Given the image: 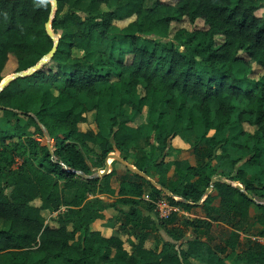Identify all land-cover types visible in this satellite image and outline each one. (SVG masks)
Masks as SVG:
<instances>
[{"label": "trees", "instance_id": "1", "mask_svg": "<svg viewBox=\"0 0 264 264\" xmlns=\"http://www.w3.org/2000/svg\"><path fill=\"white\" fill-rule=\"evenodd\" d=\"M56 1L0 0V84L35 66L59 40L53 58L0 91V221L6 225L0 228V264H194L192 258L223 264L221 249L202 240L210 222H189L195 234L185 237L166 225L172 215L156 223L140 207L146 192L153 199L149 208L164 196L188 207V201L203 198L219 169L264 197L263 182L256 175L248 178L246 169H235L242 158H231L227 147L218 158L227 162L204 168L176 162L186 182L170 187L165 180L172 165L165 157L183 121L185 130L201 128L202 137L210 129L223 132L222 139L213 136L207 147H196L199 158L212 160L223 142H231L233 150L251 155L246 164L263 165L264 0H156L149 7L146 0ZM124 21V26L117 24ZM115 27L128 47L112 42L101 48ZM239 64L246 67L242 74ZM126 103L135 115L149 105L152 127L145 138L120 110ZM90 112L108 114V135L99 116L97 131L79 129ZM115 148L150 177L158 175L157 182L179 199L135 173L138 180L120 181L116 202L91 198L113 193V172L102 179L91 175ZM202 168L207 175L191 181ZM215 187L225 210L247 208L251 202L230 182ZM117 204L129 205L119 211L122 231L130 225L136 238L131 252L120 231L104 237L91 229L104 209ZM157 225L174 241L163 239L159 249L147 247ZM237 239L233 232L231 251ZM246 264H264V243L250 246Z\"/></svg>", "mask_w": 264, "mask_h": 264}, {"label": "crops", "instance_id": "2", "mask_svg": "<svg viewBox=\"0 0 264 264\" xmlns=\"http://www.w3.org/2000/svg\"><path fill=\"white\" fill-rule=\"evenodd\" d=\"M131 114L132 116L130 124L136 127H141V134L143 138L148 136V133L151 132L150 130L152 127V123L149 119V105H144L141 113H137L135 115V113H133L132 111ZM86 118V121L79 123V129L83 132L91 130L95 131L98 125V123H96V117H92V119L94 120L91 119V121H89V116L87 114ZM104 122L108 124L105 120ZM99 126L101 127V121L99 122ZM185 128H187V122L183 121L178 124L177 135L171 141L173 149L165 157V162L172 163L171 168L165 176V180L169 183L170 187L177 186L186 182L185 176L183 177L180 174L181 171L179 170V167L176 166V162L185 163L195 168L199 166H202L204 168L207 163L215 164L223 161L227 162V158L224 160L218 159L223 152L222 149H225V147H227L228 151L231 152V158H242V160L236 165L235 169H246L248 172V178H252V176L256 175L258 176V179H260L264 184V162L261 167L246 164L251 159V155H247L246 152L242 150H233L230 146L231 142L226 143V146L223 142V145L216 149L215 156L217 157L212 160H209L208 158H199L196 155V147H207L208 141L213 138V136H215L217 140L222 139L223 132H217L215 129H210L205 135V137H202L201 128L196 127L194 131H188L185 130ZM245 139L246 138L243 136H240L238 138V140L240 141H244ZM90 146L95 151H99L98 146L93 144H90ZM90 155L92 156V154ZM89 164L91 165L90 161ZM112 165L113 175L110 179V188L113 190V193H97L95 195H90L91 198L98 197L108 203H114L117 199L120 198L119 189L120 181L122 179L138 180L134 176V172L123 164H121L120 162L114 163V161H112ZM104 167L105 165L93 167L92 170L94 174L91 175V177H98L97 173L100 170L104 169ZM203 168L201 169L199 174L191 177V181L195 182L202 180L207 175V172H205V169ZM232 175L234 174L231 173L229 175H225L222 169H219L216 173L213 174V176L210 177V185L206 189V193L200 201L194 202L190 200L188 202L191 205L188 207H184L180 204L174 203L179 205L180 210L172 214V216L170 217V219L172 220L168 223L166 222V225L169 228H176L177 230H179V232L185 234V237H192L195 234V229L190 226L189 222H192L194 220L210 222L211 227L208 229L206 234H202V240L207 241L211 245V248H214L216 251L218 249H221V252H219V258L224 260L223 264H246V257L250 250V246L255 241L264 243V234L262 233L264 229V215L262 211V207H264V197H259L260 193L256 191L249 192L245 190L244 185L241 182L231 181ZM103 177L99 178L102 179ZM213 178H216L215 182H213ZM152 179L157 182L159 176L155 175V179ZM217 182H230L235 187H237V185L243 186L244 193L249 194L251 196V198L249 197L251 199L249 206L247 208H242L240 206L232 208L228 207L225 210L222 206V201L219 196V192L215 187V184ZM169 195H171L174 199H179V197L173 196L172 193ZM143 200L145 204L140 207L143 215L146 216L148 219L150 218L154 220V222L158 223L160 217L157 215V213L154 212V207L149 208L147 206V204L153 202V199L149 192H146L143 195ZM120 209L127 211L129 209V205L117 204L115 206H111L104 209L102 211V215L99 218L95 219V221L91 224V229L101 232L104 237H110L116 232L120 231L121 238L125 242V248L129 252H131L132 246L130 242L136 241V238L132 229H130V225H128L129 229H127L129 231H122V222L124 216L122 212L119 211ZM198 228L200 229V231L203 229L201 225ZM233 232L238 234V239L235 246V250L231 251L229 242L231 240V234ZM154 235V237H150L148 239L146 243L147 247L159 249L162 246L163 239L174 241L167 234L165 228L160 227L158 225L157 229L154 231ZM126 242H128L129 247L126 246ZM216 258L218 257H215V259ZM191 261L194 264H208L209 260L208 258H206V261L192 258Z\"/></svg>", "mask_w": 264, "mask_h": 264}, {"label": "water", "instance_id": "3", "mask_svg": "<svg viewBox=\"0 0 264 264\" xmlns=\"http://www.w3.org/2000/svg\"><path fill=\"white\" fill-rule=\"evenodd\" d=\"M53 4L56 5L57 1L56 0H52ZM47 29H48V33L55 38L53 31L51 30V25L50 23L47 24ZM59 40L56 38L55 43L53 48L50 50V52L45 55L35 66L29 68L28 70L25 71H20L18 73H15L13 76L6 78L1 84H0V91L2 90V88L11 80L19 77V76H25L28 75L30 73H32L33 71L37 70L38 68H40L44 63H46L49 59L53 58L56 49H57V45H58ZM46 136L48 137V134H46ZM112 161H118L121 164H123L124 166H126L127 168H129L131 171H133L134 173L140 175L141 177L145 178L146 180L150 181L153 185L161 188L162 190H164L165 192L171 194L169 192V190L167 188H165L164 186H161L159 183H157L155 180H153L148 174H146L145 172L139 170L136 166H134L133 164L129 163L123 156L121 151L118 148H115L114 151L108 153V155L105 158V167L104 169L100 170L97 173L98 177H103L106 176L108 174H110L113 171V165H112ZM213 182L216 181V178L212 179ZM237 188L240 189L241 191L244 192V188L241 185H237ZM248 196L251 198V196L248 194Z\"/></svg>", "mask_w": 264, "mask_h": 264}, {"label": "rangeland", "instance_id": "4", "mask_svg": "<svg viewBox=\"0 0 264 264\" xmlns=\"http://www.w3.org/2000/svg\"><path fill=\"white\" fill-rule=\"evenodd\" d=\"M155 2H156V0H146L145 1V6L146 7H149V6H153L154 4H155ZM115 5H116V3H115V1L113 2H111L110 4H109V6H110V8H114L115 7ZM260 14H264V7H262V8H260ZM126 22H128V21H124V22H118L117 24L119 25V26H124L125 24H126ZM203 24L201 23V26H202ZM185 26H189V24H185ZM177 28V25H173V30H175ZM112 42L113 43H115L116 45H122L123 46V48H127L128 47V43H127V41H125L124 39H123V35L121 34V32H120V30L118 29V28H112L111 29V31L109 32V40H108V42H106L101 48H104V49H108L109 48V45H111L112 44ZM14 64L15 63H10V66H11V68L14 66ZM237 71L240 73V74H242L243 72H245L246 71V67L244 66V65H242V64H239V65H237ZM14 74H12L11 76H13ZM10 76V77H11ZM134 100L136 101V100H138L137 98H134ZM118 104H119V100L118 99H116L115 98V100H114V105L115 106H117V108H118ZM103 107H105V106H103ZM240 108H242V106H240ZM120 110L122 111V112H124V114L125 115H127L129 118H131V116H132V114H131V112L133 111L130 107H129V105L126 103L122 108H120ZM88 116H89V121H91V119H92V117L94 118V116H96V123H97V118H98V116H99V122L101 121V128H102V130L108 135L109 134V129H110V125H111V123L108 121V119H107V116H108V114H105V112L104 113H101L100 115L99 114H95L94 112H90V113H88ZM92 120H94V119H92ZM104 120L108 123V124H106L105 122H104ZM92 123H94V122H92ZM98 126V125H97ZM94 127H95V124H94ZM98 130V127L96 128V130L95 131H97ZM143 145H145V143L143 142ZM149 148L148 147H146V150H148ZM89 159H91V157L89 156ZM91 161V160H90ZM259 197H260V195H259ZM55 215H56V213H55ZM6 225H5V222H3V221H0V228H2V227H5ZM126 246L127 247H129V244H128V242H126Z\"/></svg>", "mask_w": 264, "mask_h": 264}, {"label": "built area", "instance_id": "5", "mask_svg": "<svg viewBox=\"0 0 264 264\" xmlns=\"http://www.w3.org/2000/svg\"><path fill=\"white\" fill-rule=\"evenodd\" d=\"M179 210L180 207L173 204L167 197H161L154 201V212L157 213L160 218H168Z\"/></svg>", "mask_w": 264, "mask_h": 264}]
</instances>
